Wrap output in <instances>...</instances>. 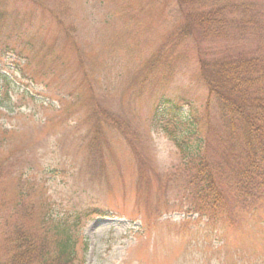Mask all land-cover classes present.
<instances>
[{
  "label": "rangeland",
  "instance_id": "1",
  "mask_svg": "<svg viewBox=\"0 0 264 264\" xmlns=\"http://www.w3.org/2000/svg\"><path fill=\"white\" fill-rule=\"evenodd\" d=\"M188 12L212 13L219 32L235 22L242 37H203L197 25L184 35ZM245 18L264 20V0H0L3 211L14 213L19 185L50 245L66 229L84 264H264V202L215 221L191 213L194 172L170 134L180 141L182 128L152 118L174 101L210 141L207 160L231 171L197 59L262 50Z\"/></svg>",
  "mask_w": 264,
  "mask_h": 264
},
{
  "label": "trees",
  "instance_id": "2",
  "mask_svg": "<svg viewBox=\"0 0 264 264\" xmlns=\"http://www.w3.org/2000/svg\"><path fill=\"white\" fill-rule=\"evenodd\" d=\"M241 9L244 12L246 7L242 5ZM213 18L212 13L188 12L186 24L180 30L185 35L193 25H197L203 37H218L219 33L227 35L235 23L218 22L224 31L219 32L216 25L208 24ZM242 21L249 27L258 26L257 32L262 31L259 35L264 40V20L252 22L245 18ZM210 29L213 33H209ZM231 30L235 39L242 37L241 30L237 33ZM259 45L262 50L231 48L216 55H199L197 59V77L207 92L206 110H210L212 103L216 104L217 115L230 139L231 152H234L231 171L224 177L219 174L218 165H213L206 158L210 141L200 139L199 123L195 117L184 115L182 107L168 98H162L152 113L155 122L165 120V127L172 124L182 128L180 141L172 132L170 134L179 153L194 172L189 183V210L214 221L224 211L232 216L235 208L245 207L246 212L253 214L264 202V42ZM5 50L10 57L19 55L14 50ZM95 140L92 144H96ZM8 193L5 191V196ZM24 193L18 185V195L12 205L14 215L5 213L0 201V264H84V252L77 255L66 229H55L57 245L55 248L50 245V235L43 232V225L42 230L36 227L32 209L28 212L32 202L24 201ZM17 214H22V218L18 219Z\"/></svg>",
  "mask_w": 264,
  "mask_h": 264
}]
</instances>
